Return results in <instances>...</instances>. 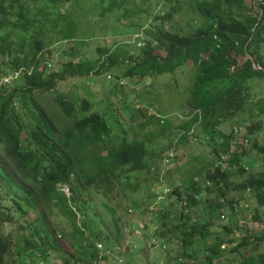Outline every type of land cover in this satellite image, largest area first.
<instances>
[{
    "label": "trees",
    "instance_id": "16d2710c",
    "mask_svg": "<svg viewBox=\"0 0 264 264\" xmlns=\"http://www.w3.org/2000/svg\"><path fill=\"white\" fill-rule=\"evenodd\" d=\"M20 1L0 0V76H7L15 67L24 64L31 66L32 70L30 74L24 71L23 76L27 79L25 85L9 91L11 83L0 84V181L10 188V196L15 201L9 202L7 195L0 193V264H24L21 257L26 253L34 255L37 250L46 255L64 252L67 255L64 264H76V257L64 250L62 241L69 242L79 252L80 258L88 254L87 250H91L93 256L97 253L95 233L85 212L78 206L79 198L85 191L99 194L110 204L115 232L123 238L121 218L117 208L111 204L116 195H112L124 184L127 189H135L136 186L128 181L131 174L152 167L148 159L155 154V150L150 151L148 142L170 131L172 123L161 112H143L141 105L137 104L130 116L131 131L134 132L130 138L129 135L115 133L107 115L91 112L93 104L90 100L83 99L78 110L75 101L61 94L54 98L56 110L46 112L38 102L44 101L46 96L42 98L35 91L58 87V92H63L64 89L57 84L61 74L51 69L44 76L45 71L39 68V54L43 50L46 28L43 17L46 15L42 12L41 16L37 12L33 13L25 2ZM75 1L49 0L53 4ZM127 1L112 0L110 10L119 8ZM186 3L187 9L197 13L202 21L210 20L209 27L192 20L188 24L194 27V32L188 36L173 30L162 31L153 43L147 42L143 57L136 64L133 63L128 75L137 72L146 74L150 70L171 72L192 61L195 72L190 105L196 109V114L186 120L182 127L188 130L200 123L215 137L217 122L226 113L246 111L241 93L244 83L251 78L264 76V62L258 57L259 48L264 45V0H186ZM14 8L17 10L14 18L19 25L18 31L24 34L22 41H17L11 30ZM170 10H166L167 15L161 16V19H168ZM69 20L68 24L75 21L73 18ZM29 36L35 39L31 42V51L26 54L23 48L27 50ZM158 49H163L165 55L158 56ZM203 54H208V58L203 59ZM6 55V61L12 69H8L3 61ZM256 62L263 69L255 68ZM109 65L107 62L102 67L108 68ZM67 72L65 70L64 74ZM109 78L112 76L109 75ZM15 99L19 100L18 106ZM149 124L156 125L155 129H146ZM222 136L214 148L216 156L232 152V160L240 163L241 157L234 150L231 151L234 137L227 134ZM254 147L264 151V146L257 143ZM171 149L175 154L167 164V171L177 158L176 143L166 149L167 153L158 163H162ZM246 170L241 168L237 172L243 176L248 172ZM232 175V171L217 167L214 163L206 178L193 182L192 191L183 192L177 187L172 188L170 194L176 195L182 203L167 210L159 208L158 213L161 211L163 218L156 235L167 239L171 249L178 245L177 241L183 244L184 251L179 256L188 255L196 260V264H201L198 261L200 254L204 256L205 264H228L229 254H233L236 264H264V234L251 237L247 230L242 236L236 235L238 219L231 215V223L224 230L232 237L227 243L229 246L222 248L227 240L210 228L221 217L224 197L230 186L235 184L231 180ZM64 184L69 186L72 193L67 194L62 190ZM235 185L244 190L247 187L262 189L263 198L260 201L264 204L262 171L248 172ZM212 192H215L213 198H204ZM184 200L189 205L188 211L183 206ZM200 203L203 211L199 217L195 212ZM17 210L22 212V216L32 213L35 219L21 227L14 242L13 229L4 233L1 228L7 222L16 221ZM128 214L134 216L129 210ZM58 216L69 220L73 230L64 226ZM53 219L55 224H51ZM168 219H173L169 227L165 224ZM252 220L264 223V214L257 210ZM143 221L148 226L146 215ZM198 234L202 236L200 242L193 240Z\"/></svg>",
    "mask_w": 264,
    "mask_h": 264
},
{
    "label": "rangeland",
    "instance_id": "374dc122",
    "mask_svg": "<svg viewBox=\"0 0 264 264\" xmlns=\"http://www.w3.org/2000/svg\"><path fill=\"white\" fill-rule=\"evenodd\" d=\"M21 1L25 2L33 13L37 12L41 16L40 12H42L46 15L43 17L46 28L43 50L39 54V68L45 71L46 64L50 63L55 72L61 74L58 76L57 84L64 89L63 92H51L50 88L35 91V94L42 98L46 96L44 101L38 100L46 112L56 110L54 98L58 94L75 101L78 110H80L82 100L88 99L93 104L91 112L104 113L115 133L129 135L130 138L134 136V132L131 131L130 116L135 112L137 104L141 105L143 112H161L162 116L169 118L172 127L170 131H166L155 141L148 142L150 151L155 150V154L149 156L148 160L152 167H158V163L167 153L166 149L176 143L177 158L168 168L167 175L164 174V176L166 175L165 182L167 181L171 188L177 187L183 192L192 191L193 182L196 183L206 178L210 167L216 164L217 153L214 148L223 134L234 137L231 151L234 150L241 157L238 163L232 160V152H229L230 158L225 168L232 171L231 180L235 184L241 182L248 172L258 173L260 170L264 173V151L254 147L256 143L264 146V76L251 78L244 83L241 93L245 99L243 103L246 111L243 109L242 112L236 114L226 113L217 122L218 131L213 137L200 123L191 126L188 130L182 127L186 120L196 114V109L190 105L193 73L195 72L192 61L171 72L159 73L150 70L146 74L137 72L134 75H128L133 63L136 64L143 57V49L147 42L153 43L162 31L173 30L188 36L194 32V27L188 24L192 20V22L197 21L209 27L210 20L202 21L197 13L194 14L188 10L186 0H128L115 10H110L112 0H76L56 4L49 0ZM168 9H171L169 18L161 19V16L167 15L166 10ZM12 12L11 30L14 38L22 41L24 34L18 31L19 25L15 19L17 10L14 8ZM70 18L75 21L68 24ZM34 39L33 36H29L30 41L26 44L27 50H24V47L23 53L27 54L31 51V42ZM231 52L234 54L233 50ZM156 53L159 54L158 56L165 55L163 49H158ZM258 57L264 62V45L259 48ZM202 58L207 59L208 54H203ZM6 59L7 55L3 61L10 69L11 65ZM107 62L110 63L109 67H102ZM112 62L114 63L111 64ZM254 66L257 69H263L259 62H256ZM21 69L22 76L26 70L31 72V66L24 64L15 67L13 73ZM65 70H68L66 74H64ZM5 75L0 76V84ZM109 75L112 78H109ZM25 84H27L26 76L20 77L11 82L8 90ZM14 102L18 106L19 100L15 99ZM252 124L255 126H251ZM155 126L149 124L146 129H155ZM245 138L249 139L248 146H245ZM152 167L149 170H140L131 174L128 181L132 186H136L135 189H127L124 184L112 195L113 197L116 195L111 204L117 208L121 218L123 238L115 232L110 204H107L99 194L85 191L78 200V206L85 212L89 225L94 230L96 243L104 246V252L108 256L107 260L111 264H117L119 258L124 259V264H196V260L188 255V257L179 256L184 251V245H180L178 241L176 247L165 251L147 242L146 239L150 235L139 239L140 237L135 233V228L140 224L139 219L148 215L151 210L158 213L159 208L167 210L180 206L182 203L176 195H160L155 177L156 170L154 171ZM241 168H246L248 171L243 176L237 172ZM235 184L230 186L223 200L225 205L221 216L224 214L225 218L216 219L210 226L227 240L222 244V248L227 247L229 238L232 237L224 230V227L231 223V215H235L238 219L239 228L235 229L236 235L242 236L247 230V234L251 237L264 234V223L252 220L257 210L264 214V204L260 201L263 198L261 195L263 190H255L252 187L244 190ZM0 193L6 194L9 202H15L10 196V188L1 181ZM214 195L215 192H212L204 198H213ZM131 205L135 208V213L132 214L134 216L128 214ZM201 211L203 210L200 203L195 213L200 217ZM159 213L156 222L157 232L163 218L162 212L159 211ZM15 215L16 221L7 222L1 228L4 233L13 229L14 242L17 240L21 227L35 219L32 213L22 216L20 210H17ZM81 215L82 213L79 217ZM58 219L68 229L73 230L69 220L61 216H58ZM172 221L173 219H170L165 224L169 227ZM52 223L55 224L54 219ZM204 234L209 233L204 232ZM193 240L200 242L202 236L195 235ZM135 243H137L136 249L133 247ZM62 246L70 256L76 257V264L92 261L91 250H87L88 254L80 258L78 257L79 252L69 242L62 241ZM14 248L16 250V245ZM66 256L64 252H50L46 255L37 250L34 255L26 253L21 260L24 264H64ZM198 261L205 264L204 256L200 254ZM227 262L236 264L233 254L228 255Z\"/></svg>",
    "mask_w": 264,
    "mask_h": 264
},
{
    "label": "built area",
    "instance_id": "2783aa9c",
    "mask_svg": "<svg viewBox=\"0 0 264 264\" xmlns=\"http://www.w3.org/2000/svg\"><path fill=\"white\" fill-rule=\"evenodd\" d=\"M51 69H53V66H51L50 63L47 64L46 67H45L44 76H46V74H49L51 72ZM26 72L29 73V74L31 73V72H28L27 70H26ZM21 73H22V69L20 71H14V73L12 72L11 74H9L7 76H4L2 78V80H1V84L7 85V84L11 83L14 79L19 78L21 76ZM56 89L54 87L51 88V92H58L59 88L56 87ZM236 133H238V130H236ZM244 143H245V146H248L249 145V139L245 138L244 139ZM174 154H175V151L173 149H171L169 151V153L164 157V160H163L162 164L160 165L159 171L161 172V177H160L159 183H158L160 195L169 194L171 192L170 186H168L163 180V175H164V170H165L166 165L174 157ZM229 158H230V156H229L228 152L227 153L226 152L222 153L220 156L217 157L216 166L225 169L227 167V165H228ZM250 189L251 188H249V190ZM62 190L68 192L69 188H68V186L64 185L62 187ZM196 196L200 197L198 195H196ZM184 205L186 206L185 207L186 211H188L190 208H189V205H188L186 200H184V202H183V206ZM129 212L130 213H134L135 212V208L131 207L129 209ZM146 217L149 220L148 223H147L148 224V231L152 235L150 240H149V244L153 245V246H159L163 250L170 249V246H169L170 242L167 239H160L159 237H157L155 235L156 226L151 222V219L152 218H156L157 217V213H155L153 210H151L148 213V215H146ZM221 217L225 218V215L223 214ZM144 227H146V225H145L144 221L142 220L141 223L135 228V233L140 238H143L145 236V234L147 233V231L144 229ZM97 247H98L97 248V257L91 262V264H111L105 258L104 246L101 243H99V244H97ZM117 264H123V259H119Z\"/></svg>",
    "mask_w": 264,
    "mask_h": 264
},
{
    "label": "clouds",
    "instance_id": "9594fccd",
    "mask_svg": "<svg viewBox=\"0 0 264 264\" xmlns=\"http://www.w3.org/2000/svg\"><path fill=\"white\" fill-rule=\"evenodd\" d=\"M162 162H163V161H162ZM161 164H162V163H161ZM161 164H159L158 167H155V166L152 167V169H153L154 171L156 170V172H155V177H156V181H157L158 183H159V179H160V177H161V172L159 171V168H160V165H161ZM164 174L167 175V165H166V167H165ZM166 175H165V176L163 175V180H164V182H165V179H166ZM165 183L169 186V184L167 183V181H166ZM63 186H64V185H63ZM63 186H62V187H63ZM66 186H68V185H66ZM68 188H69V186H68ZM170 188H171V187H170ZM171 189H172V188H171ZM63 191H64V190H63ZM65 192H66V191H65ZM66 193H67V194H70V193H71V192H70V188H69V191L66 192ZM169 194H170V193H169ZM166 195H168V194H166ZM131 207H133V206L131 205V206L129 207V209H130ZM129 209H128V210H129ZM134 213H135V212H134ZM79 219H80V217H79ZM139 220H140V223H141V221L143 220V218H142V219H139ZM151 222L156 226V229H157V224H156V222H157V217H156V218H152V219H151ZM138 225H139V224H138ZM147 227H148V226L144 227V229L147 231V233L145 234V236H146V235H150V237H151L152 235H151L150 232L148 231V228H147ZM156 229H155V235H156V231H157ZM145 236H144L143 238H145ZM156 236H157V235H156ZM150 237H149V238H150ZM157 237H159V236H157ZM149 238L146 239L148 243H149V240H150ZM139 239H141V238H139ZM160 239H161V238H160ZM95 243H96V242H95ZM97 244H99V243L97 242V243H96V246H97ZM134 246H135V248H137V243H135ZM152 246H153V245H152ZM97 248H98V247H97ZM104 249H105V248H104ZM170 249H171V247H170ZM168 250H169V249H168ZM165 251H166V250H165ZM96 257H97V253H96V256L92 259V261H93ZM107 257H108V256H107V253L105 252V258L108 259ZM119 259H123V258H119ZM119 259H118V261H119ZM92 261H91V262H92ZM107 261H108V260H107ZM118 261H117V262H118ZM91 262H90V264H91ZM108 262H109V261H108ZM109 263H110V262H109ZM115 264H116V263H115ZM123 264H124V259H123Z\"/></svg>",
    "mask_w": 264,
    "mask_h": 264
},
{
    "label": "water",
    "instance_id": "95a60500",
    "mask_svg": "<svg viewBox=\"0 0 264 264\" xmlns=\"http://www.w3.org/2000/svg\"><path fill=\"white\" fill-rule=\"evenodd\" d=\"M259 67H261V66H259Z\"/></svg>",
    "mask_w": 264,
    "mask_h": 264
}]
</instances>
